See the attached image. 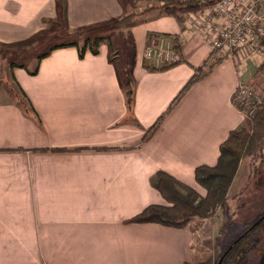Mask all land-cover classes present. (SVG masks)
<instances>
[{
    "label": "crops",
    "instance_id": "crops-1",
    "mask_svg": "<svg viewBox=\"0 0 264 264\" xmlns=\"http://www.w3.org/2000/svg\"><path fill=\"white\" fill-rule=\"evenodd\" d=\"M161 6L150 20L126 28L128 57L114 50L110 58L106 39L97 55L80 59L76 48L61 47L33 71L3 69L0 264L200 261L197 244L216 231L217 216L183 229L128 221L164 205L150 186L155 173L192 188L194 170L216 164L220 144L244 124L234 92L254 83L262 62L248 48L224 51L225 60L171 106L210 49L196 32L197 14L171 17ZM126 14L118 0H0V49L26 46L54 24L68 36L106 28ZM153 36L176 40L181 64L149 70L143 50ZM123 63L133 91L130 110L118 82Z\"/></svg>",
    "mask_w": 264,
    "mask_h": 264
},
{
    "label": "trees",
    "instance_id": "trees-1",
    "mask_svg": "<svg viewBox=\"0 0 264 264\" xmlns=\"http://www.w3.org/2000/svg\"><path fill=\"white\" fill-rule=\"evenodd\" d=\"M216 1L206 0L203 2L202 0H195L181 1L179 3L171 2L161 6L160 9L171 17L185 14H199ZM97 29H102V27L71 33L66 37H72L75 34L76 36L86 35L95 32ZM101 41L102 39H95L92 42L90 39H87L82 47L76 42L58 45L41 55L38 60L48 56L53 49L61 47L76 48L80 59L84 57L86 52L97 55L98 45ZM173 44L174 47H177L176 40H173ZM109 48V51H111L110 44ZM148 69L152 71L157 70L152 66H148ZM164 69L166 68L160 70ZM194 72V76L176 96L171 106L178 102L185 91L203 76L202 68L195 69ZM118 82L124 91L126 105L128 110H130L133 103L131 81L126 77L124 82H122L118 77ZM261 101L255 109L252 118L244 119L243 126L231 131L225 141L220 144L216 164L214 166L202 165L194 170V181L204 191L203 196L170 175L164 172H157L150 179V186L158 192L166 205H150L141 213L131 218L128 223L155 224L172 229H183L193 220H204L216 217L219 211L223 214L228 201L227 194L240 162L254 155L258 146L255 134L264 127V98ZM159 122L160 120L152 126L149 133L156 128ZM253 224L255 225L253 226ZM253 224L248 226L243 233L237 236L227 246L223 253L229 247L230 249L224 256L221 264H247L248 257L256 246L257 233L264 231V215L260 216ZM235 240L237 241L234 243Z\"/></svg>",
    "mask_w": 264,
    "mask_h": 264
},
{
    "label": "rangeland",
    "instance_id": "rangeland-1",
    "mask_svg": "<svg viewBox=\"0 0 264 264\" xmlns=\"http://www.w3.org/2000/svg\"><path fill=\"white\" fill-rule=\"evenodd\" d=\"M118 1L124 7L125 13L127 12V14L122 20L113 22L111 26L106 28L102 27V29H97L95 32L86 35L76 36L75 34L72 37H66L68 31L54 24L51 28L48 27L44 32L34 37L26 46L14 48L10 51L0 49V86L2 84L3 69L25 66L29 71H33L41 55L50 51L53 47L66 43L76 42L82 47L87 39H90L92 42L95 41V39H102L98 48H105L107 43L103 42V40L111 39V46L113 49L110 53V58H112L114 50L117 57L119 54H124V56L128 57L132 49L128 34L125 32L126 28L132 23L140 24L144 22V19H147V21L150 20V14L157 11V6L160 2H163V5L171 2H180H177V0H131L130 6L128 0ZM201 13L197 15L199 16ZM222 57V52L212 57L210 53L206 60L199 66L203 71L202 77L216 65H219L221 61H224L225 59H221ZM260 58L262 62L260 73L256 77L254 83L248 86L251 87L256 96L263 100L264 57ZM117 61L120 62V58H117ZM129 61L130 60H127V63ZM125 68L123 63V66L120 68L122 82H124L126 78L125 72L128 71V69ZM194 74L195 72H193V75ZM192 77L190 76L183 88ZM255 137L258 141L256 151L254 155L240 162L235 178L227 194L228 201L224 213L222 214L220 211L217 213L218 225L216 231L209 233V235L206 234L205 236H207V238L199 236V238L201 237V241L197 244L199 246L196 249V254L200 260L198 264H217V261L227 246H229L237 236L243 233L248 226L255 223L260 216L264 215V127L255 134ZM192 188L195 189L199 195H204V191L197 184ZM164 205H166L165 202ZM194 221L201 222V220H193L192 222ZM207 227H209L208 223H206L205 228L207 229ZM247 264H264V231L257 233L256 246L250 253Z\"/></svg>",
    "mask_w": 264,
    "mask_h": 264
},
{
    "label": "built area",
    "instance_id": "built-area-1",
    "mask_svg": "<svg viewBox=\"0 0 264 264\" xmlns=\"http://www.w3.org/2000/svg\"><path fill=\"white\" fill-rule=\"evenodd\" d=\"M196 32L207 42L211 57L245 48L264 57V0H217L199 15ZM143 60L160 70L181 63L182 57L173 40L153 36L143 50ZM232 100L244 119L252 118L261 103L246 84L236 88Z\"/></svg>",
    "mask_w": 264,
    "mask_h": 264
},
{
    "label": "water",
    "instance_id": "water-1",
    "mask_svg": "<svg viewBox=\"0 0 264 264\" xmlns=\"http://www.w3.org/2000/svg\"><path fill=\"white\" fill-rule=\"evenodd\" d=\"M255 224H253V226H254ZM252 226V227H253ZM239 239V238H238ZM237 240H235L234 241V243L236 242ZM230 249V247L220 256V258H219V260L217 261V264H221V262H222V260H223V258H224V256L226 255V253L228 252V250Z\"/></svg>",
    "mask_w": 264,
    "mask_h": 264
}]
</instances>
